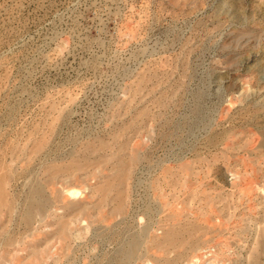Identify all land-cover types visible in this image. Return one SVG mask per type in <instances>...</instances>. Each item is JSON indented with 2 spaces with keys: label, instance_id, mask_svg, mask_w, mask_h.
Returning a JSON list of instances; mask_svg holds the SVG:
<instances>
[{
  "label": "rangeland",
  "instance_id": "rangeland-1",
  "mask_svg": "<svg viewBox=\"0 0 264 264\" xmlns=\"http://www.w3.org/2000/svg\"><path fill=\"white\" fill-rule=\"evenodd\" d=\"M195 253L264 264V0H0V264Z\"/></svg>",
  "mask_w": 264,
  "mask_h": 264
},
{
  "label": "bare ground",
  "instance_id": "bare-ground-1",
  "mask_svg": "<svg viewBox=\"0 0 264 264\" xmlns=\"http://www.w3.org/2000/svg\"><path fill=\"white\" fill-rule=\"evenodd\" d=\"M71 192H77L76 190H72ZM205 252V251H204ZM203 252V253H204ZM203 253H201V254H203ZM209 253H211V252H208L207 254L209 255ZM195 254H197V253H195ZM198 255V254H197ZM198 255V256H194L195 257V259H193L192 261H191V263L190 264H205V263H207V261L208 260H210L209 258V256H212V254L211 255ZM215 258V257H214ZM217 258V257H216ZM191 259H192V257H191ZM190 259V260H191ZM214 260H216V259H214ZM189 261V260H188ZM217 261V260H216ZM219 262V261H218ZM212 264V263H211ZM214 264V263H213Z\"/></svg>",
  "mask_w": 264,
  "mask_h": 264
}]
</instances>
